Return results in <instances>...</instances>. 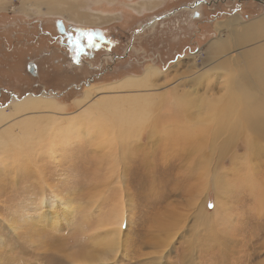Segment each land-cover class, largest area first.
I'll list each match as a JSON object with an SVG mask.
<instances>
[{
  "label": "rangeland",
  "instance_id": "1",
  "mask_svg": "<svg viewBox=\"0 0 264 264\" xmlns=\"http://www.w3.org/2000/svg\"><path fill=\"white\" fill-rule=\"evenodd\" d=\"M196 1L204 2L187 8ZM50 4L57 6L47 10ZM263 18L264 5L255 0H0V45L3 54L15 55L3 63L10 69L2 67V74L19 79L18 84L0 80V108L9 112L17 101L47 97L64 106L60 114L67 122L80 109L75 100L87 86L119 83L153 66L170 72L146 92L163 99L156 116L167 119L179 110L181 115L173 117L180 124L176 133L190 126L202 130L172 143L174 132L163 133L162 126L151 133L148 119L139 154L116 156L115 175L94 138L80 134L56 141L52 157L41 149L43 155H32L28 165L12 163L10 156L0 160V264H264V138L252 135L253 143L246 144L245 122L234 121L236 105H225L227 78L220 72L223 65L246 76V63L228 57L264 45L262 37L237 46L228 36L236 25L229 22L245 25ZM98 38L113 39L110 52ZM218 39H230L233 49L209 60L208 47ZM30 62L38 67L39 81L27 70ZM47 69L60 72L56 82L64 84L50 81ZM172 86L198 105L192 101L190 110L176 109ZM105 92L95 91L91 101L124 94ZM208 101L216 104L209 113L203 108ZM229 108L236 112L228 117ZM211 117L216 122L207 123ZM73 121L75 129L87 126ZM49 140L40 145H50ZM122 187L123 193L116 191ZM113 204L126 212L118 250L106 254L94 241L98 221L112 216ZM221 216L232 221L228 258L222 249H207L210 237L200 226ZM211 241L221 242L216 236Z\"/></svg>",
  "mask_w": 264,
  "mask_h": 264
},
{
  "label": "bare ground",
  "instance_id": "2",
  "mask_svg": "<svg viewBox=\"0 0 264 264\" xmlns=\"http://www.w3.org/2000/svg\"><path fill=\"white\" fill-rule=\"evenodd\" d=\"M56 6L57 4H50L47 10L55 9L54 7ZM59 7L61 8L62 6L59 5ZM59 7H57V9H59ZM228 25H236V33L231 32L228 36L237 46H243L244 44L255 42L264 37V18L245 25L237 24V22L232 19ZM229 40L218 39L211 42L207 50V57L210 58L207 59L215 60L221 52H231L233 47H230V44H228ZM246 48L249 50L238 52L235 57H233L234 53L237 52L232 51L231 57H228L231 61L237 62V60H239L246 63V68L249 72L246 76L242 72L235 73L236 68L230 72L223 65L220 67V72H224L225 78H227L225 79L227 80V85H224L225 88H227L224 97L229 98V100L227 99L228 101L225 105H236L240 109L238 110L239 115L234 117V121H237L239 118L242 122H245V124H243L245 127H243L242 130L244 129L245 134H247L245 137V139H247L245 140L247 144L249 142L253 143L252 135H261V137L264 138V114L262 115L263 112L260 113V108L262 106L260 96L261 94L264 96V45L258 48L254 47L253 49H250V47ZM168 73L170 72H162L156 67L146 66L140 76H128L119 80V83L115 82L101 87H95L93 85L87 86L80 98L75 100L77 107H80V109L75 113L76 115L74 114V116L70 117L69 119L71 120L67 122L62 120V116H65L62 115L64 106L47 97H30L22 101H17L15 105L13 104L14 107L12 111L9 112L4 108H0V160H9L10 156V161L12 163L22 165L21 161H25L26 165H28L32 155H43L41 149H45V153L48 157H52L57 152L56 146L58 145L56 141H62L80 134V136L85 135L86 137L94 138L96 146L104 150L109 163H111V167H108L110 173L115 175L120 168V166L115 164L117 160L115 157L120 156L121 158H126L127 156L133 155L135 152H139L137 149L140 147L142 135L144 132L146 133V129H148L145 128L144 123L147 122L148 119L153 121L151 123V133L156 134V130L164 126L165 130H162L163 133L164 131H171L175 134L174 137L171 138L172 143L189 140L191 135L196 132L198 135L202 130L196 131L195 129L193 131L190 130V126L186 133L179 135L174 129L180 124L177 125L174 119L181 115V113H179L180 111H173V114H166L169 118L161 119V116L158 115L159 113H157L156 116L155 112L158 110L159 104L163 99L159 96H152L149 95L150 93H146L149 92L151 87H156L155 83L157 80L165 77ZM245 77H247V81ZM248 83L249 87H247ZM98 90H105V93H124L119 95L124 97L118 96L113 98L111 96L108 100H104L106 97L104 99L102 98L103 100L94 97L95 101H91L93 100L92 97L94 92ZM177 90V87L172 86L170 95L173 98L172 101L174 106L176 109L188 107L190 110V106L194 105L191 104V102L193 101L195 103V99H189V96L183 93L179 94ZM131 91H133V93H130ZM141 91L144 93L140 94ZM203 105H205L203 107L204 110L214 109L216 107V104L211 101L204 102ZM234 109L235 108H233V110L230 108L229 110L226 109L227 113L231 114H228V117L235 114L236 109ZM61 111L62 114H60ZM204 114L207 115V113ZM174 115L176 117L173 119ZM213 116L216 118V115ZM222 116H224V114H222ZM12 118H14V120L10 121ZM19 120L20 123L18 125L15 124V122ZM73 120H77V123L86 124V128L80 129V127H76L78 129H75ZM205 120L206 119L201 123L202 126L205 124ZM8 121L9 123L6 124ZM210 122H216V120L211 117V120H207V123ZM242 122L240 123L242 124ZM236 124L238 125L239 121ZM43 138L50 139L48 141L50 145L42 147L40 141H42ZM158 140L160 141L161 139ZM167 141L166 144H170V140ZM170 146H173V144H170ZM248 147L250 150L251 145ZM141 150L145 152L142 147ZM135 156H137V154ZM247 161L248 158L245 159V163H248ZM3 169H5L4 165ZM123 190L124 187L116 191L123 193ZM91 206L92 204H90V207ZM125 210L126 207L123 205L113 204L112 216L98 221L97 228L100 232L95 238L94 244L106 254H112L115 249L118 250L119 234L121 233L119 224L125 216ZM205 224L206 226L203 224H200V226L204 227L201 230L206 236L210 237V243H208L210 247L207 249L217 247L220 252L222 249L224 255L228 258L231 254L226 255V250L234 240L226 238V235L227 231L232 229V221L221 216L217 217V220L211 218L207 220ZM215 236L216 239L220 237L221 240L216 246L211 245V240L215 238ZM231 236L233 235H230V237ZM220 258L225 259L226 257L221 255ZM96 259L100 258L96 257Z\"/></svg>",
  "mask_w": 264,
  "mask_h": 264
},
{
  "label": "flooded vegetation",
  "instance_id": "3",
  "mask_svg": "<svg viewBox=\"0 0 264 264\" xmlns=\"http://www.w3.org/2000/svg\"><path fill=\"white\" fill-rule=\"evenodd\" d=\"M195 16V15H194ZM151 23H153V22H151ZM150 23V24H151ZM58 26V25H57ZM52 39H54V41L55 42H57V43H54L56 46H58V47H63L62 45H61V41L60 42H58L59 41V39H57L56 37H53ZM99 39V38H98ZM100 40V39H99ZM100 43L103 45V44H105V43H107V45L109 46H107L106 47V49H108L109 50V52L111 51V48L112 47H114V43H113V39H109V41L108 42H106V41H100ZM53 44V45H54ZM71 48H73V49H75L74 47H76V48H78L77 47V44H74V43H71ZM60 50V49H59ZM3 46H1L0 45V80H2L3 82H6V83H10V82H12V83H17L18 84V81H19V79L16 77V78H13V77H3V74H2V67H4L6 70H8V69H10V67H5L4 65H3V63H5V62H11V59L15 56L13 53H4L3 54ZM61 51V50H60ZM59 51V52H60ZM64 51H62L61 53H63ZM11 55H13V56H11ZM63 56V55H62ZM55 62H57V61H55ZM82 66L83 65H81V64H79L77 67H79V68H82ZM38 67L36 66V64L35 63H33V62H30V63H28V72L31 74L30 76L31 77H33V78H36L38 81H39V79L40 78H38ZM45 72H47V74L49 75L48 76V78H49V80L50 81H52V82H55L54 84H57V83H60V85L61 84H64L63 82H56V81H59L60 80V77H61V75H60V72L57 74V73H54L52 70H46ZM60 75V76H59ZM58 76H59V79H58ZM49 82V81H48ZM40 83V82H39ZM48 85V84H47ZM60 85H57V86H55L54 88H57V87H60ZM48 88H52V87H48ZM44 90L45 91H47V93L48 94H54V92L52 93L51 91H49L48 89H45L44 88ZM64 92V91H63Z\"/></svg>",
  "mask_w": 264,
  "mask_h": 264
},
{
  "label": "water",
  "instance_id": "4",
  "mask_svg": "<svg viewBox=\"0 0 264 264\" xmlns=\"http://www.w3.org/2000/svg\"><path fill=\"white\" fill-rule=\"evenodd\" d=\"M255 1L264 5V1H261V0H255ZM202 2H204V1H196L193 5H191L187 8H193L194 9L198 6L199 3H202Z\"/></svg>",
  "mask_w": 264,
  "mask_h": 264
},
{
  "label": "snow or ice",
  "instance_id": "5",
  "mask_svg": "<svg viewBox=\"0 0 264 264\" xmlns=\"http://www.w3.org/2000/svg\"><path fill=\"white\" fill-rule=\"evenodd\" d=\"M88 35H89L88 43H89V45L91 46V45L93 44V40H92V38H91V34L89 33ZM77 47H79L78 44H77Z\"/></svg>",
  "mask_w": 264,
  "mask_h": 264
},
{
  "label": "crops",
  "instance_id": "6",
  "mask_svg": "<svg viewBox=\"0 0 264 264\" xmlns=\"http://www.w3.org/2000/svg\"><path fill=\"white\" fill-rule=\"evenodd\" d=\"M100 40H102V41H106V42H108V41H109V39H107V40H105V39H100Z\"/></svg>",
  "mask_w": 264,
  "mask_h": 264
}]
</instances>
